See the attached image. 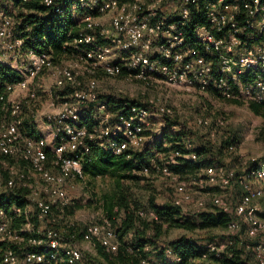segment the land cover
<instances>
[{
  "label": "built area",
  "instance_id": "1",
  "mask_svg": "<svg viewBox=\"0 0 264 264\" xmlns=\"http://www.w3.org/2000/svg\"><path fill=\"white\" fill-rule=\"evenodd\" d=\"M17 2L0 6V66L19 76L15 83H0L1 108L9 111L0 121V264H88L76 242L52 226L59 219L54 210L62 212L72 203L68 181L84 179L82 160L91 143L129 158L156 134L152 117H172L174 109L149 100L113 112L99 101L94 80L81 83L79 68L91 74L101 71L110 77L134 76L172 87L213 90L225 99L264 104V0H60L67 2V12L80 27L73 41L76 51L66 65L54 62L51 51L24 47L26 29H21L16 16L17 7L27 3L61 15L58 0ZM201 15L204 22H199ZM45 71L55 89L70 91L49 99L55 113L46 119L48 137H31L21 131L22 108L27 99L37 97L35 81ZM90 104L100 114L87 128L78 124L81 111ZM196 122L209 124L207 118ZM183 148L188 152L175 150L163 164L153 161L140 172L147 176L152 171L168 180L174 191L172 203L180 207L192 201L191 187L224 188L239 182L242 194L234 205L218 194H212L210 202L232 213L228 233L239 231L242 223L249 237L263 233L253 252L257 264H264V223L252 205L262 195L253 181L264 180V160L258 163L252 158L241 176L233 169L209 166L197 177L182 178L170 169L178 162L175 157L197 158L190 141ZM194 206L199 212L204 200L196 199ZM82 240L98 244L106 253L118 248L106 218L85 225ZM203 248L216 257L226 251L219 241H205ZM166 255L172 252L167 249ZM140 264L161 263L142 259Z\"/></svg>",
  "mask_w": 264,
  "mask_h": 264
},
{
  "label": "trees",
  "instance_id": "2",
  "mask_svg": "<svg viewBox=\"0 0 264 264\" xmlns=\"http://www.w3.org/2000/svg\"><path fill=\"white\" fill-rule=\"evenodd\" d=\"M12 1L16 3L18 0ZM58 3L63 9L61 15L52 9L49 10L44 5L37 3L25 4L27 13L22 14L20 24L21 29H26L23 30V36L25 37L24 47L32 48L36 51H51L53 60L57 63L69 59L72 52L76 51L73 41L78 36L80 28L77 19L67 12V2L61 3L58 0ZM199 22H204L202 15L199 16ZM188 35H192V32L189 31ZM18 79L19 76L16 71L6 66H0L1 85L4 83H15ZM63 93H66V91H63ZM216 94L218 95V93ZM99 101L109 105L113 103V105L109 106V109L113 112L121 111L120 109L126 108L129 103H138V101L132 99L117 98L111 95H99ZM33 102L32 99H27L25 102L24 106L27 107L26 119L22 120L25 129L22 131L27 136L36 137V130L32 122L37 108ZM2 105L3 101L0 100V121L9 113V111H4L1 108ZM248 107L253 113L264 118V104L251 102ZM93 108V104H90L89 107L81 111L78 125L91 128L96 124L95 120L92 119ZM173 125L175 124L167 123L160 136H153L141 151L130 153L129 158L126 157V153L115 155L96 143L90 144L89 152L84 155L82 160L84 175L109 174L115 179L112 192L102 196L101 206L112 229L116 233L118 248L115 253L109 254L97 245L98 254L110 264H140V261L149 258L151 253L162 264H248L250 253H246L245 250L249 248L253 252L254 246L258 244L263 234L260 233L262 236H259V234L256 237L247 236L244 223H242L243 225L241 224L238 237H232L234 248L229 250L226 247L225 253L219 257L207 255L203 248L205 241H216L213 238L199 241L187 235H180L167 241L164 245L160 246L158 244V240L169 229H182L188 232L217 228L226 229L233 217L232 213L210 207L199 212L185 213L182 207L174 205L172 200L158 205L150 198L146 204H143L139 199L132 196L131 187L124 185L123 180L140 179V177L132 173L134 169L141 170L144 166H151L153 161L160 165L163 164L164 161L160 160V155H170L175 150H180L183 153L188 152L179 143L185 134L181 130L172 133L170 128ZM234 148L235 142L232 138L224 139L218 145L201 143L192 150L197 157L195 160L175 157L178 162L171 165L170 169L182 178L197 177L198 173L200 175L209 166L217 167L223 165L225 153H233ZM237 159V155H234L231 161ZM78 208L79 205L74 200L62 212L57 209L54 210L55 217L59 216V219L52 224L55 229L62 231L65 237L74 241L82 239L83 231L78 224L69 221L68 218L72 217V214ZM140 212L145 215L141 216ZM150 212L154 214L153 218L148 217ZM19 222V220H16V224ZM243 234L245 239L239 237ZM167 249L172 252V256L166 255Z\"/></svg>",
  "mask_w": 264,
  "mask_h": 264
},
{
  "label": "rangeland",
  "instance_id": "3",
  "mask_svg": "<svg viewBox=\"0 0 264 264\" xmlns=\"http://www.w3.org/2000/svg\"><path fill=\"white\" fill-rule=\"evenodd\" d=\"M10 2L14 3V5L18 4V2L15 3L12 0ZM10 2L9 0H0V6L8 8ZM24 5H20L16 10V16L19 21L22 19V14L27 13ZM66 62L67 59L63 60V65H66ZM77 75L82 84L89 80H94L98 85L99 95H111L117 98L132 99L138 101V104H144L149 100H153L159 105H166L173 108L174 116L172 117H152L157 127L155 137L160 136L165 125L168 123L171 125L175 124L170 128L172 133L178 132L179 130L183 131L185 136L182 137L179 143L183 147L184 142L190 141L192 150L201 143L218 145L222 140L232 138L235 142L234 151L231 154L229 152L225 153L223 165L220 166L235 170L238 176L245 173L248 166L247 163L252 158L258 163L264 159V118L249 109L248 104L251 102L225 99L217 95L213 90L204 92L197 91L196 89L172 87L154 79L144 80L134 76L124 75L110 77L101 71L91 74L86 72L83 67L79 68ZM34 87L37 89V97L32 100L37 110L34 112L35 116L33 117L32 123H34L33 125L36 127V131L42 132V130L44 131L46 129L47 116H52L55 113L54 108L49 105V99L55 98L54 95H59L63 92L60 89L54 88L53 79L47 71L38 77ZM64 91L68 93L70 89H64ZM110 104L113 105V103ZM23 107L21 118L23 116L22 120L24 121L26 119L27 107ZM97 114L100 113L93 112L92 119L95 122L98 121ZM199 118H207L209 124L199 125L196 122ZM217 120H220L221 123H216ZM22 124L21 131L25 129L24 123ZM234 155H237L238 159L231 161ZM170 156L171 154L166 156L160 155L159 157L163 162ZM132 173L140 177V179H127L123 180V183L131 187L130 192L132 196L139 199L141 203L146 204L150 198L158 205L172 200L174 191L168 180L157 173L146 176L137 169H134ZM114 184L115 179L109 174L96 176L86 175L82 180L75 179L68 181L66 191L73 200L72 203L75 200L79 205V208L74 211L72 217L68 218V220L78 224L83 231L85 225L94 222L99 223L103 218H106L101 206V199L104 194L112 192ZM253 185L262 190V195L255 199L252 205L257 209V218L264 223V181H253ZM191 188L192 201L182 206V210L185 213L196 212L194 201L198 198L199 200H204L203 209L209 207L215 209L216 207L210 202L212 194L223 196L230 205H234L242 194L241 184L236 181L224 188L218 186L206 187L205 189L200 187L199 189L196 187ZM238 234V231L231 234L226 229L220 228L195 230L192 232L182 229H169L158 240V244L161 246L180 235H187L199 241L211 238L216 239V241L223 242L231 250L234 248L232 237H238ZM261 234L259 236H262ZM239 237L245 239L244 234ZM75 242L82 250L84 260L88 264H110L98 254L96 250L98 244L94 242L88 243L82 239ZM245 251L246 253H250L247 261L248 264H257L254 253L249 248H246ZM146 259L161 263L153 253Z\"/></svg>",
  "mask_w": 264,
  "mask_h": 264
},
{
  "label": "crops",
  "instance_id": "4",
  "mask_svg": "<svg viewBox=\"0 0 264 264\" xmlns=\"http://www.w3.org/2000/svg\"><path fill=\"white\" fill-rule=\"evenodd\" d=\"M35 116V115H34ZM46 127V126H45ZM34 128H36L35 126H34ZM46 129H47V127H46ZM46 129H44V131L42 130V132H39L38 130L36 131V137H40V136H43V137H48V130L46 131ZM47 132V133H46Z\"/></svg>",
  "mask_w": 264,
  "mask_h": 264
}]
</instances>
